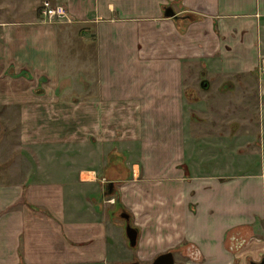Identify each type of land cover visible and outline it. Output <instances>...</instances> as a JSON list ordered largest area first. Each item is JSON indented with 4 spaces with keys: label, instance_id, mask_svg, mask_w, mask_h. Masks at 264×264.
<instances>
[{
    "label": "crops",
    "instance_id": "crops-1",
    "mask_svg": "<svg viewBox=\"0 0 264 264\" xmlns=\"http://www.w3.org/2000/svg\"><path fill=\"white\" fill-rule=\"evenodd\" d=\"M51 1L72 22L44 20L39 1L19 24L1 6L0 76L25 72L53 98L40 128H23L26 174L0 179V264L146 263L173 250L227 263L226 232L264 214V171L229 168L264 133V0ZM59 85L75 94L58 97ZM55 96L75 100L62 138L48 124L67 111L45 113Z\"/></svg>",
    "mask_w": 264,
    "mask_h": 264
},
{
    "label": "rangeland",
    "instance_id": "rangeland-1",
    "mask_svg": "<svg viewBox=\"0 0 264 264\" xmlns=\"http://www.w3.org/2000/svg\"><path fill=\"white\" fill-rule=\"evenodd\" d=\"M39 1L41 4V2L44 0H0V23L4 21L3 16L5 15L2 12L3 10H1V6H4V4H7V10L13 11L10 14L6 15V19L8 21L14 20L19 24H25L31 22V20L34 18L35 10L38 6ZM40 19L42 20L41 17ZM17 75H15L13 70H10L6 74V76L8 77L7 80L6 77L0 76V179L6 182L14 181L17 177H23L26 174V170L30 167L31 164L27 161L26 156H28V159H31V155H29V150L24 142L27 139L22 136L24 130L23 128L25 126H30L34 129L40 128L44 116H41V111H39L40 114H37V110H41L40 104H43L46 101L48 102L49 99L53 98L49 93L51 92V86L49 92L46 91L49 86H46L47 88L45 86L44 88H42L41 86H37L33 89V91H31L32 85L29 81L30 79L26 80L29 78L27 74L23 72L21 74L22 77L20 78ZM253 79L257 80V76L254 75ZM211 80V90H214L215 83L213 81H215V79ZM73 88L74 86L70 85H59V89L57 90L56 95L60 97L69 93L75 94V89ZM255 91L256 89L251 90L250 94L255 95ZM32 92L36 95H32ZM47 93L49 94V96H47ZM238 93L240 92L234 91L227 94L228 97L239 99L240 96V98L243 99L244 97L240 95L242 93ZM190 94L191 93H188L187 96L189 97ZM57 96H55L56 99L50 100V102H56L59 103V105L55 107L54 110H50L48 113L45 111L44 112L49 118H52L53 116H56L54 115V113L57 109L62 110L63 113L67 111L62 116V118L61 116L59 117L58 121L54 125L51 124V122L48 124L49 127H60L59 132L61 133V135H56L53 137L62 138L64 134L67 133L65 131H67V129L73 130L74 127L72 126L76 124L73 119L75 100H64L63 98L58 99ZM257 104L258 110L260 109V111H262V109H264V100L262 102L258 101ZM32 105L36 106L32 107ZM34 110L35 113H33ZM255 112L257 115L253 116V120L257 121V123L260 124V122L262 121V117H260V114H258L257 111ZM67 113H70L71 115L66 117L65 115ZM82 123L88 125L89 117L84 118ZM245 130L246 129H243V132ZM225 133L228 134L227 132ZM245 136H248V140H250L251 136L254 138V133H247L245 134ZM42 137L43 135L39 132L33 134V139L40 140L42 139ZM263 140L264 133L258 132V143H253V145H251L250 147L243 148V150H241V162H236L234 165L229 166L230 171L233 170L236 173H240V171H244L243 173H255L259 172L261 169L262 171H264V149L263 147H259L261 146ZM227 144L231 145L233 144V142ZM34 145L36 147H39V145H37L36 143L33 144V147ZM237 152L238 151H236V155H238ZM238 157L240 158L239 155ZM38 158L39 156L36 154L35 163H42L41 161H38ZM221 160L224 161L222 164L225 163L226 167L227 164L232 162L231 159L226 158H222ZM4 161H6L7 163H5ZM225 237L227 253L232 256V258L225 264H250L251 262H259V259L264 258V214L262 215V217L256 216L255 220H253V216H249L244 221L242 220V223L240 225L230 228L226 232ZM189 247L190 246L188 245L186 248ZM216 252L219 251L217 250ZM176 254L178 255V257L175 256V258L177 259L185 257L182 260L184 261V264L196 263V260H193L192 257H197V255H189L183 257V254L179 253L178 250ZM194 254H196V252ZM128 257H130L129 252L121 256V261H130V258ZM202 259L204 260L206 259V257L202 256ZM151 262L152 261L145 263V261H143L142 263L149 264ZM204 263H206V261Z\"/></svg>",
    "mask_w": 264,
    "mask_h": 264
},
{
    "label": "built area",
    "instance_id": "built-area-1",
    "mask_svg": "<svg viewBox=\"0 0 264 264\" xmlns=\"http://www.w3.org/2000/svg\"><path fill=\"white\" fill-rule=\"evenodd\" d=\"M40 15L48 22H72L65 6L62 3H53L50 0L41 2ZM258 70L264 76V58L261 60Z\"/></svg>",
    "mask_w": 264,
    "mask_h": 264
},
{
    "label": "water",
    "instance_id": "water-1",
    "mask_svg": "<svg viewBox=\"0 0 264 264\" xmlns=\"http://www.w3.org/2000/svg\"><path fill=\"white\" fill-rule=\"evenodd\" d=\"M174 13L172 11L171 8H167L165 10V16H173ZM202 88H207V82L203 81L201 83ZM126 234L130 240V244L134 245L135 244V231L130 228L127 227L126 228ZM121 264H143L140 263L138 261H134V262H127V263H121ZM149 264H174V259H173V254L169 251V252H165V253H161L158 256H156L153 261Z\"/></svg>",
    "mask_w": 264,
    "mask_h": 264
},
{
    "label": "flooded vegetation",
    "instance_id": "flooded-vegetation-1",
    "mask_svg": "<svg viewBox=\"0 0 264 264\" xmlns=\"http://www.w3.org/2000/svg\"><path fill=\"white\" fill-rule=\"evenodd\" d=\"M263 76V75H262ZM172 254H173V259H174V264H184V261H183V263L182 262H178V261H176V259H175V256H174V250L173 251H170ZM186 264V263H185ZM251 264H253V262L251 263ZM258 264H264V258H262L259 262H258Z\"/></svg>",
    "mask_w": 264,
    "mask_h": 264
}]
</instances>
